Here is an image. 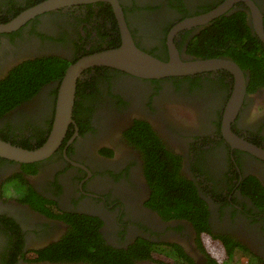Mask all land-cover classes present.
Returning <instances> with one entry per match:
<instances>
[{"label": "flooded vegetation", "instance_id": "flooded-vegetation-1", "mask_svg": "<svg viewBox=\"0 0 264 264\" xmlns=\"http://www.w3.org/2000/svg\"><path fill=\"white\" fill-rule=\"evenodd\" d=\"M42 1L0 0V23ZM225 1L117 3L135 46L149 55L168 60L172 43L185 60L237 64L245 94L229 127L235 79L225 69L147 78L84 68L71 120L51 154L32 162L0 157V264H264V158L234 139L264 150V43L241 0L173 32ZM251 1L264 31V0ZM235 16L263 47L258 57L195 53L191 44L208 28ZM120 43L119 19L104 0L64 1L0 31V82L37 60L49 64L38 83L26 79L22 93L0 101V139L41 147L56 122L66 69ZM5 188L13 198H4Z\"/></svg>", "mask_w": 264, "mask_h": 264}, {"label": "water", "instance_id": "water-1", "mask_svg": "<svg viewBox=\"0 0 264 264\" xmlns=\"http://www.w3.org/2000/svg\"><path fill=\"white\" fill-rule=\"evenodd\" d=\"M64 1L68 3H77L92 0H44L41 3L24 10L10 22L4 24L0 23V31H10L12 29H15L35 15L59 7L63 4ZM104 1L111 3L119 19L121 31L120 45L115 48H109L85 55L66 69L59 87L57 99V116L55 119L56 122L54 123L50 137L41 147L35 149H26L0 139V157L13 159L20 162H32L40 160L51 154V152L59 142L62 131L65 130L68 122L71 120L70 116L73 105L76 79L84 68L93 65L109 66L124 70L140 77L147 78L179 76L201 71L225 69L232 73L235 79L234 89L231 94L230 101L227 105L225 114V125L227 128L229 127V122L235 116L245 94V77L237 64L232 60L222 57L185 60V58L180 57L178 51L172 43L169 45L168 60L164 61L152 55H149L148 53L135 46L129 31L123 23L122 13L117 3L118 0ZM235 1L240 0H226L223 4H221L211 12L191 19H187L186 21L177 25L173 29V32L181 29L184 26H189L190 24L204 22L206 23L210 19L221 14ZM241 1H244L250 8L253 28L256 31L257 36L264 43V31L262 26L261 12L251 0ZM234 139L239 147L264 158V150H262L261 148L248 143L238 137L234 136Z\"/></svg>", "mask_w": 264, "mask_h": 264}, {"label": "trees", "instance_id": "trees-1", "mask_svg": "<svg viewBox=\"0 0 264 264\" xmlns=\"http://www.w3.org/2000/svg\"><path fill=\"white\" fill-rule=\"evenodd\" d=\"M234 22L236 24L235 26ZM243 23L242 18L237 16L233 17L232 20L225 18L222 21H217L213 27L214 29L211 27L208 28L207 32L199 39L200 41L197 40L191 44L195 49V53L207 56L235 53L233 55H235L237 61L240 62L245 61L248 56L258 57L257 49H260L259 51H261L263 47L259 46L258 41H256L255 38H252L247 32L244 34L241 32L243 29ZM235 29H237V32H235ZM252 45H255V47L253 48ZM201 47H204L202 51H200ZM206 50L211 53H202ZM46 61L52 63V61ZM35 62L36 63H31L32 66H28V70L25 74H23L25 70H18L12 73L11 76H9V79L0 82V101H8L10 95L22 93L26 79H30L31 82H34L35 84L42 79L47 72V69L42 70V66L47 67L49 64L42 63L41 60ZM253 70H257V68H254ZM164 167L166 170L163 174L168 175V167L166 165H164ZM201 230L203 229L199 228V231ZM230 255L231 252H228L225 256L228 258Z\"/></svg>", "mask_w": 264, "mask_h": 264}, {"label": "clouds", "instance_id": "clouds-1", "mask_svg": "<svg viewBox=\"0 0 264 264\" xmlns=\"http://www.w3.org/2000/svg\"><path fill=\"white\" fill-rule=\"evenodd\" d=\"M25 192H26V189L25 188H22L21 189V192L19 194H17V197L16 198H23V195L25 194ZM3 195H4V198L5 199H11V198H13V194L11 192H9L7 190V188H5Z\"/></svg>", "mask_w": 264, "mask_h": 264}, {"label": "rangeland", "instance_id": "rangeland-1", "mask_svg": "<svg viewBox=\"0 0 264 264\" xmlns=\"http://www.w3.org/2000/svg\"><path fill=\"white\" fill-rule=\"evenodd\" d=\"M239 264H243V263H239Z\"/></svg>", "mask_w": 264, "mask_h": 264}]
</instances>
